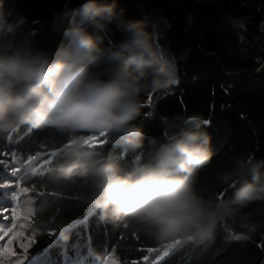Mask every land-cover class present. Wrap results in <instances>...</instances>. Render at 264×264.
I'll return each mask as SVG.
<instances>
[{
    "label": "clouds",
    "instance_id": "clouds-1",
    "mask_svg": "<svg viewBox=\"0 0 264 264\" xmlns=\"http://www.w3.org/2000/svg\"><path fill=\"white\" fill-rule=\"evenodd\" d=\"M102 21L115 23L123 34L118 45L101 49V38L83 27ZM27 23L22 14L6 21L0 11V134L27 125L66 137L64 157L48 180L54 192L82 181L88 192L80 199L101 221L118 222L161 244L204 241L218 229L247 239L264 228V207L245 211L264 205V159L240 153L217 173L221 193L206 196L198 188L199 173L213 156L211 137L202 130L209 122L199 114L162 117L163 127L173 133L180 128L179 135L169 137L152 162L131 171L122 172L115 159L90 147L91 139L105 137L103 143L124 152L141 148L145 133L136 121L144 98L178 83L189 50L170 52L155 30L118 10L117 0H81L78 9L66 5L54 33L67 43L50 51L15 48ZM55 203L45 199L38 211L43 215ZM237 227L244 231L236 233Z\"/></svg>",
    "mask_w": 264,
    "mask_h": 264
},
{
    "label": "trees",
    "instance_id": "trees-1",
    "mask_svg": "<svg viewBox=\"0 0 264 264\" xmlns=\"http://www.w3.org/2000/svg\"><path fill=\"white\" fill-rule=\"evenodd\" d=\"M166 20L159 32V42L173 53L189 50L186 61L179 65V81L144 98L145 107L136 123L144 130L141 148L124 152L120 147L101 140L90 145L108 158L115 159L122 172L147 164L169 137L162 117L174 114H199L209 126L202 130L211 137L212 160L198 177V188L206 195L219 194L216 180L220 170L230 168L240 153L264 159V0H143ZM3 18L12 21L18 14L28 23L18 35L15 48L21 52L41 49L50 51L58 43H67L54 33L62 10L79 8L81 0H0ZM129 19L142 21L140 0H117ZM85 30L100 37L101 49L118 45L124 38L115 23L100 26L84 24ZM153 31V26H145ZM190 125H183L188 128ZM66 137L54 129L34 130L27 125L0 134V153L4 151L36 166L25 181L34 196L30 225L34 230L29 256H37L34 264H103L114 252L120 264H137L158 243L145 233L123 228L118 222L101 221L99 212L85 206L80 197L88 192L78 181L59 192L48 182L51 170L64 157ZM3 155H0V158ZM2 159V158H1ZM6 176L0 163V201ZM230 195V192L227 193ZM12 198L13 223L7 228L14 234L15 210H20V194ZM56 201L41 215L39 204ZM254 207H264L259 202ZM63 225V227H61ZM236 233L244 230L235 228ZM100 257V259H99ZM156 264H264V228L247 239H232L218 229L210 239L184 242Z\"/></svg>",
    "mask_w": 264,
    "mask_h": 264
},
{
    "label": "rangeland",
    "instance_id": "rangeland-1",
    "mask_svg": "<svg viewBox=\"0 0 264 264\" xmlns=\"http://www.w3.org/2000/svg\"><path fill=\"white\" fill-rule=\"evenodd\" d=\"M140 2L145 5V9L142 10L141 7V11L145 14L146 21L151 26L156 27L154 30L159 35V32L164 30V27L167 25V23L163 21V18L160 16L156 9L149 8L143 0H140ZM101 140H105V137H96L94 139H91L90 145ZM10 156L11 154L9 156L3 155V157H1L2 159L0 158V163H4L6 172V176L3 180V182L5 183L2 185L3 195L0 201V210L8 213L7 218L0 217V246H8V240L11 237L8 236L9 232L7 231V228L10 227L13 223V214L10 205V203H12V198H10L9 200V192L11 191V189L20 194V210H22L24 215L28 218L21 219L17 222L16 226L14 227V234L18 233V238L11 245L13 251L10 254L0 252V264H10V262L13 261L15 262V264H34L38 260L37 256H29V248L34 236V230L30 225V215L32 214V203L34 200V196L26 188L24 183L27 177L36 170V166L34 165L32 159L28 161H22L13 157L14 161H11ZM25 189H27V192L25 191ZM169 245H174L170 252L167 247ZM179 245H175V242H170L159 248L151 249L148 254L142 259V261L138 262L137 264H156L165 256L173 252ZM165 252H168V254L165 255ZM18 257L19 259H17ZM103 264L120 263L117 260L114 252H110L108 258H106Z\"/></svg>",
    "mask_w": 264,
    "mask_h": 264
},
{
    "label": "snow or ice",
    "instance_id": "snow-or-ice-1",
    "mask_svg": "<svg viewBox=\"0 0 264 264\" xmlns=\"http://www.w3.org/2000/svg\"><path fill=\"white\" fill-rule=\"evenodd\" d=\"M151 99H152V97L149 96L148 100L151 101ZM0 155L9 156L10 154L7 153V152H4V153H0ZM25 191L27 192V189H25ZM0 217L7 218L8 217V213L4 212L3 210H0ZM27 218L28 217L24 215L22 210H15V219L21 220V219H27ZM17 238H18V233L14 234V235H11L10 239L8 240V246H0V252L5 253V254L12 253L13 249H12L11 245L13 244L14 241L17 240ZM181 243H182L181 241H175V245H179ZM25 247H26V245H25ZM167 247H168V250L170 252L171 249L174 247V245H169ZM167 254H168V252H165V255H167ZM17 259H19V257ZM10 264H15V262L14 261L10 262Z\"/></svg>",
    "mask_w": 264,
    "mask_h": 264
},
{
    "label": "water",
    "instance_id": "water-1",
    "mask_svg": "<svg viewBox=\"0 0 264 264\" xmlns=\"http://www.w3.org/2000/svg\"><path fill=\"white\" fill-rule=\"evenodd\" d=\"M141 7H142V10H144L145 9V5L141 2ZM142 17H143V19H142V22L144 23V25L145 26H150V24L146 21V19H145V14L144 13H142ZM156 27L154 26V29H155Z\"/></svg>",
    "mask_w": 264,
    "mask_h": 264
},
{
    "label": "bare ground",
    "instance_id": "bare-ground-1",
    "mask_svg": "<svg viewBox=\"0 0 264 264\" xmlns=\"http://www.w3.org/2000/svg\"><path fill=\"white\" fill-rule=\"evenodd\" d=\"M163 21H165V22H166V20H165V19H163Z\"/></svg>",
    "mask_w": 264,
    "mask_h": 264
}]
</instances>
